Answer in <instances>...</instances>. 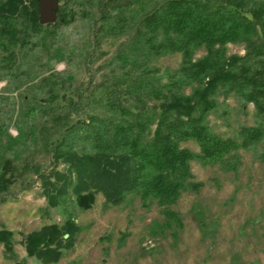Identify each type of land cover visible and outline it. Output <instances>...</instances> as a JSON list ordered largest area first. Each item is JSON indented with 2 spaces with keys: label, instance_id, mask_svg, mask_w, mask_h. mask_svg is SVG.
Returning <instances> with one entry per match:
<instances>
[{
  "label": "rangeland",
  "instance_id": "374dc122",
  "mask_svg": "<svg viewBox=\"0 0 264 264\" xmlns=\"http://www.w3.org/2000/svg\"><path fill=\"white\" fill-rule=\"evenodd\" d=\"M23 1L34 7L31 0ZM98 1L53 0V21L35 30L27 17L20 18L11 24L9 37L0 33V176L7 178L0 181V231L12 232L9 248L0 243V264H46L27 253L25 234L61 226L68 217L82 231L54 264H264V139L239 150L241 164L235 169L191 162L204 187L179 198L174 210L184 217L181 221L165 220L166 209L135 193H126L118 203L98 193L90 209L78 207L71 191L56 205L48 199L51 191L45 189L44 178L67 167L55 161L51 148L89 114L117 118L86 96L101 82L120 83L116 102L128 106L134 101L129 81L137 67L121 66L114 56L129 46L127 39L143 13L140 0L108 6L107 24L97 15ZM39 6L40 0L38 15ZM145 6L149 11L152 0ZM121 14L129 18L116 21ZM228 50L244 53L240 45L229 44ZM150 64L176 65L171 56ZM150 98L146 93L145 99ZM217 105L210 121L225 134L233 135L245 122L256 124L251 103L218 95ZM193 204L200 210L199 223L184 215Z\"/></svg>",
  "mask_w": 264,
  "mask_h": 264
},
{
  "label": "trees",
  "instance_id": "16d2710c",
  "mask_svg": "<svg viewBox=\"0 0 264 264\" xmlns=\"http://www.w3.org/2000/svg\"><path fill=\"white\" fill-rule=\"evenodd\" d=\"M31 1L32 9L23 0H0L1 34L9 37L11 24L20 18L27 17L30 29L42 27L38 0ZM122 2L99 0L98 17L107 24L110 10L106 8ZM145 2H139L143 13L127 39L129 46H122L114 56L121 66L137 67L129 81L134 101L128 106L116 102L120 83L101 82L86 96L117 118L89 114L51 148L55 161L67 164L65 170L44 178L53 205L70 191L82 209H90L98 193L112 203L135 193L166 209L165 220L170 216L181 221L184 217L174 210L179 198L204 187L191 162L235 169L241 164L239 150L264 139V0H152L149 11H144ZM127 16L121 14L116 21ZM229 44L243 46L244 53L229 52ZM167 56L175 66L150 68L152 61ZM146 93L151 95L148 100ZM218 95L251 103L256 124L242 123L233 135L221 132V125L210 121ZM186 141L191 145L183 146ZM0 181H7L4 174ZM199 211L193 204L184 215L199 223ZM81 231L71 217L61 226L28 230L27 253L46 264L59 263ZM11 235L0 231V243L9 248Z\"/></svg>",
  "mask_w": 264,
  "mask_h": 264
},
{
  "label": "water",
  "instance_id": "95a60500",
  "mask_svg": "<svg viewBox=\"0 0 264 264\" xmlns=\"http://www.w3.org/2000/svg\"><path fill=\"white\" fill-rule=\"evenodd\" d=\"M53 0H40L39 6V22L49 23L53 21Z\"/></svg>",
  "mask_w": 264,
  "mask_h": 264
}]
</instances>
